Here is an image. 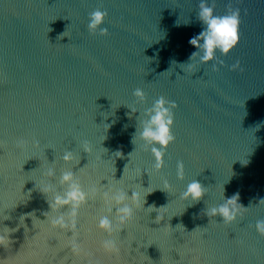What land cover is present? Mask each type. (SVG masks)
<instances>
[{"label":"water","instance_id":"obj_1","mask_svg":"<svg viewBox=\"0 0 264 264\" xmlns=\"http://www.w3.org/2000/svg\"><path fill=\"white\" fill-rule=\"evenodd\" d=\"M209 3L216 14L240 9V42L218 70L211 61L181 67L203 27L200 0H0V230L12 229L0 245L5 264H264L255 228L264 219V0ZM95 8L108 11L106 35L88 30ZM160 95L177 102L176 140L156 170L151 152L133 142L140 113L129 115L127 105L143 112ZM67 149L79 164L63 161ZM49 167L57 191L66 168L85 187L109 181L129 195L155 188L117 234L118 256L100 245L99 196L78 216L87 257L73 256L68 233L41 218L50 206L37 186ZM192 179L206 187L198 201L181 198ZM223 185L225 198L238 192L247 207L230 223L206 211L223 201Z\"/></svg>","mask_w":264,"mask_h":264},{"label":"clouds","instance_id":"obj_2","mask_svg":"<svg viewBox=\"0 0 264 264\" xmlns=\"http://www.w3.org/2000/svg\"><path fill=\"white\" fill-rule=\"evenodd\" d=\"M107 15V9L95 8L90 11L88 14V30L90 32L98 31L102 35L108 34L109 28L105 25ZM197 15L199 20L202 21L203 27L199 33L190 37L189 40V43L194 45L196 50L191 53L190 62L182 63L181 67L185 68L184 66H187L188 69H194L202 63L211 61L212 67L218 70L221 65L225 64L222 57L228 56L240 42V9L235 8L224 14H216L209 0H200ZM177 24H179L178 20ZM230 67L233 70L240 68V61L236 60ZM133 95L137 98L138 103H144L147 100L146 93L141 87H137ZM127 106L131 109L129 115L137 111L140 113L133 142L136 144L137 140L141 141L144 150L150 151L155 158L154 169H162L165 163L166 150L176 140L172 129L175 123L173 110L177 107V102L160 95L153 100L151 106L144 108L143 112L135 104ZM82 148L88 154L93 151V146L88 140L82 142ZM116 154L118 156L123 155L119 151ZM62 159L66 164H71L74 161L77 164L80 162L72 149L65 150ZM44 176L46 179L37 187L46 195L50 210L46 211L41 218L47 219L52 229L68 233V239L65 242L66 247L76 257L90 255L79 239L80 227L78 225L80 209L87 205L90 199H96L99 196L105 206L104 214L98 217V227L107 233V237L100 241V245L105 252L118 256L120 246L117 234L121 233L133 219L136 209L140 208L141 205L144 207L147 193H151L155 189L144 187L146 191L143 193L132 189L131 195H129L128 190L109 181L107 184L101 183V187L96 185L85 187L76 172L71 168H66L59 175V183L64 186L63 191H57L52 183L53 178H56V169L54 167L47 168ZM177 176L179 179H184L183 161L177 163ZM171 187V183L165 180L162 188L169 190ZM205 192L206 187L201 181L192 179L181 193V198L198 201ZM261 202H264V198H261L258 203ZM165 206L156 208L155 205H151L148 208L162 209ZM246 209L247 207L239 202L238 192L231 197H224L223 185V201L208 207L206 211L209 217L219 214L222 215L223 222L230 223L235 221L238 216H242ZM49 213L53 214L49 215ZM255 228L259 234L264 235V219L257 220ZM10 231L12 229L7 226L4 230H0V245H8L10 239L8 233ZM0 264H5V259L0 258ZM87 264H99V261L89 259Z\"/></svg>","mask_w":264,"mask_h":264}]
</instances>
